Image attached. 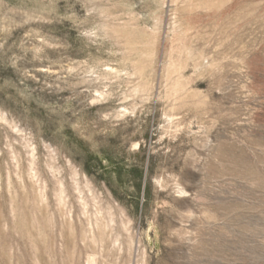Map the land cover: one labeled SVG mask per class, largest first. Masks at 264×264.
Here are the masks:
<instances>
[{
	"label": "rangeland",
	"instance_id": "1",
	"mask_svg": "<svg viewBox=\"0 0 264 264\" xmlns=\"http://www.w3.org/2000/svg\"><path fill=\"white\" fill-rule=\"evenodd\" d=\"M0 264H264V0H0Z\"/></svg>",
	"mask_w": 264,
	"mask_h": 264
}]
</instances>
